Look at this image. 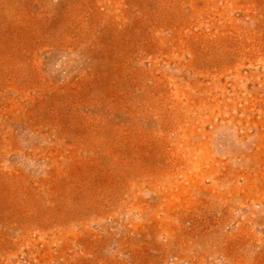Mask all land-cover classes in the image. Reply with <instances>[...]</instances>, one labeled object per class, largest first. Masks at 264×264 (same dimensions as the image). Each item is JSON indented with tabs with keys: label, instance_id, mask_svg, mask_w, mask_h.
<instances>
[{
	"label": "rangeland",
	"instance_id": "obj_1",
	"mask_svg": "<svg viewBox=\"0 0 264 264\" xmlns=\"http://www.w3.org/2000/svg\"><path fill=\"white\" fill-rule=\"evenodd\" d=\"M0 264H264V0H0Z\"/></svg>",
	"mask_w": 264,
	"mask_h": 264
}]
</instances>
